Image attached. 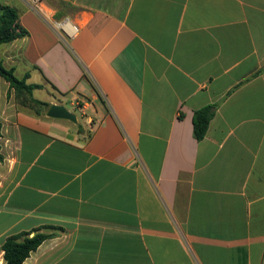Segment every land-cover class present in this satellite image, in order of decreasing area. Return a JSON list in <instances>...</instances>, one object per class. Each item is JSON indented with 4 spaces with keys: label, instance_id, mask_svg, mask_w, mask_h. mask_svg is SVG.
<instances>
[{
    "label": "crops",
    "instance_id": "crops-1",
    "mask_svg": "<svg viewBox=\"0 0 264 264\" xmlns=\"http://www.w3.org/2000/svg\"><path fill=\"white\" fill-rule=\"evenodd\" d=\"M2 4L29 34L0 61L77 122L0 77V264L36 230L23 264H264V0Z\"/></svg>",
    "mask_w": 264,
    "mask_h": 264
},
{
    "label": "trees",
    "instance_id": "trees-1",
    "mask_svg": "<svg viewBox=\"0 0 264 264\" xmlns=\"http://www.w3.org/2000/svg\"><path fill=\"white\" fill-rule=\"evenodd\" d=\"M28 31L22 26L18 12L11 6L0 5V45L12 43L28 36ZM0 77L4 78L14 91L15 100L21 107L30 109L36 114H42L51 106L47 102L33 97V91L41 89V85L29 84L27 79L18 78L13 67L7 68L0 61ZM216 105H208L194 112L193 135L197 141H201L207 134L211 120L216 112ZM2 125L0 123V136ZM0 160H3L0 147ZM31 234H33L31 236ZM51 235L33 232H23L6 238L3 244L5 264H23L32 252Z\"/></svg>",
    "mask_w": 264,
    "mask_h": 264
},
{
    "label": "built area",
    "instance_id": "built-area-1",
    "mask_svg": "<svg viewBox=\"0 0 264 264\" xmlns=\"http://www.w3.org/2000/svg\"><path fill=\"white\" fill-rule=\"evenodd\" d=\"M28 1L33 5V7L38 12L40 13L43 12L41 7L42 0H28ZM54 24L55 27L61 30L68 39H73L77 35L78 32L77 27L67 19L56 21L54 22Z\"/></svg>",
    "mask_w": 264,
    "mask_h": 264
},
{
    "label": "water",
    "instance_id": "water-1",
    "mask_svg": "<svg viewBox=\"0 0 264 264\" xmlns=\"http://www.w3.org/2000/svg\"><path fill=\"white\" fill-rule=\"evenodd\" d=\"M46 115L54 119H64L77 122L76 115L60 104H52L48 108Z\"/></svg>",
    "mask_w": 264,
    "mask_h": 264
},
{
    "label": "rangeland",
    "instance_id": "rangeland-1",
    "mask_svg": "<svg viewBox=\"0 0 264 264\" xmlns=\"http://www.w3.org/2000/svg\"><path fill=\"white\" fill-rule=\"evenodd\" d=\"M35 96H36V98L44 99V98H46V97H45V96H46V93H43V92H41V93H37V92H36ZM76 114H77V113H76Z\"/></svg>",
    "mask_w": 264,
    "mask_h": 264
}]
</instances>
